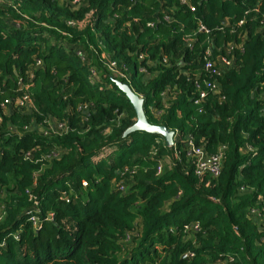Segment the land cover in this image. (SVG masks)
<instances>
[{
	"label": "trees",
	"instance_id": "1",
	"mask_svg": "<svg viewBox=\"0 0 264 264\" xmlns=\"http://www.w3.org/2000/svg\"><path fill=\"white\" fill-rule=\"evenodd\" d=\"M74 1L0 0V264H264V221L251 214H264V0H190L196 14L179 0ZM195 17L211 32L190 50L183 36ZM207 40L243 49L219 78L226 100L209 98L201 112L181 72L201 70ZM102 53L133 71L148 121L179 131L178 153L159 135L124 136L136 112ZM27 85L36 112L4 116L1 104ZM167 88L177 92L165 101ZM86 104L90 112H79ZM50 119L69 131L28 130ZM185 134L210 154L226 146L219 179L195 174L181 150Z\"/></svg>",
	"mask_w": 264,
	"mask_h": 264
},
{
	"label": "built area",
	"instance_id": "2",
	"mask_svg": "<svg viewBox=\"0 0 264 264\" xmlns=\"http://www.w3.org/2000/svg\"><path fill=\"white\" fill-rule=\"evenodd\" d=\"M130 3H134L136 0H129ZM81 0H75L73 2L74 5H77L80 3ZM179 3L181 6L187 7L191 13L196 14L197 8L196 6L190 1V0H179ZM249 12L246 13V15ZM164 20L167 23H171L173 21L172 15L168 14L166 11L164 12ZM136 23H138V19L135 20ZM245 24V19H242L239 21L237 26H243ZM263 24V22H262ZM70 25L76 26V24L71 23ZM224 25L232 28L229 21H225ZM148 27H153V23H148ZM210 29L204 24L203 20L201 18L195 17V27L191 32H187L183 36V41L186 45V47L190 48V50H193L194 46H196L198 42V35L210 34ZM206 43L210 44V41L207 40ZM241 50L242 45L241 44H235V43H228L223 48H215L212 44H210L205 51L202 53L201 62L203 64L201 70L198 69L197 71H190V70H183L181 73L184 76L190 77L189 80H191L194 83L195 87V98L193 99V102L196 106H199L203 111V106L207 102L209 98H215L218 102L222 103L226 100V97L224 96V93L222 91L221 83L219 82V78L223 76L224 73L228 72L229 70L233 69L235 67V56L234 52L235 50ZM78 56H80L84 61H86V54L82 49L77 51ZM107 53H102L101 60L103 64L106 66V68L109 70L111 75L113 76L115 81L121 82L122 84L128 85L130 88V83L132 81V76L129 74L127 68L125 65L117 64L109 55H106ZM148 56L144 53H141L139 55L140 61L147 60ZM163 63L169 66V59L164 56L163 57ZM147 65L149 67H153L155 63L153 61H147ZM183 65L184 62L181 60L179 63V66ZM41 62L37 63V67H41ZM93 73H95L93 71ZM140 73L144 74L147 79H151L153 77V74H150L148 71V68L145 66H142L140 68ZM96 74V73H95ZM29 86H21L19 89L20 94L17 97L5 99L4 102L1 104V110L4 116L9 117L11 113L14 110H19L24 113H28L30 115H33L36 112V109L33 105V101L31 98L30 93L28 92ZM132 89V88H131ZM133 90V89H132ZM133 92L139 96L141 99H144V96L141 94L136 93L134 90ZM171 94V89L167 88L162 94V97L164 100H169ZM93 108L92 105H81L78 108L79 112L82 113H89L90 110ZM156 117L159 118L162 115V112H157ZM1 123V118H0ZM46 124L48 128L43 129L40 126L34 124L28 129L31 131L38 130L41 134H43L45 137L52 136V135H59L61 136L65 132L69 131V127L66 124L59 123L58 121H55L53 119L47 120ZM26 127L25 129H27ZM43 129V130H42ZM179 134V131L175 132L176 135ZM185 145L187 146L186 149V156L191 161V163L194 166L195 174L199 177L202 176H209L214 180H217L220 178L223 170V164H224V152L226 150V146H221L217 153L210 154L204 147H200L196 144V140L193 137V135H187L185 140ZM175 146V143H174ZM173 146V147H174ZM176 153L178 151L176 150V146L174 147ZM247 149L250 150V146H247ZM62 154V151H57L53 155L55 158L60 157ZM3 155V144L0 143V157ZM156 175L158 177L162 176L164 174L165 169V163H159L157 167ZM83 186L86 188L88 186L87 182H83ZM119 190L124 192L125 188L124 186L119 187ZM38 203H36L35 207L37 208ZM4 205L1 206L0 212H4ZM251 214L257 218L260 222L264 221V214L259 212L256 209H253L251 211ZM1 220V218H0ZM31 221L33 222L34 227L39 228L40 221L37 217L33 216L31 218ZM186 232L191 231H197L199 230V224H193L191 227H185ZM235 231L238 232V229L235 228ZM1 246H5V243H2ZM191 257L194 255L190 254ZM232 259L225 260L222 264H230Z\"/></svg>",
	"mask_w": 264,
	"mask_h": 264
},
{
	"label": "water",
	"instance_id": "3",
	"mask_svg": "<svg viewBox=\"0 0 264 264\" xmlns=\"http://www.w3.org/2000/svg\"><path fill=\"white\" fill-rule=\"evenodd\" d=\"M115 82L117 88L127 96L136 112L137 122L125 132L124 136L127 137L135 132H146L152 135H159L164 138L166 146L172 148L174 146L175 132L169 130L165 126L151 124L144 112V99L137 96L128 85L118 81Z\"/></svg>",
	"mask_w": 264,
	"mask_h": 264
},
{
	"label": "rangeland",
	"instance_id": "4",
	"mask_svg": "<svg viewBox=\"0 0 264 264\" xmlns=\"http://www.w3.org/2000/svg\"><path fill=\"white\" fill-rule=\"evenodd\" d=\"M4 3L5 4H7V2H5L4 1ZM186 46V45H185ZM106 55H109L108 53L106 54ZM110 56V55H109ZM111 57V56H110ZM129 74L131 75V76H133V71L132 70H130V68H129ZM137 80H140L141 81V79H139V78H137L136 79V81ZM130 85H132V81H131V83H130ZM132 88V87H131ZM174 91V90H173ZM176 90H175V92H172L171 91V94H172V96L173 97H175V95H176ZM186 137H187V134H185L184 136H183V141L185 142V140H186ZM183 142V144L181 145V150H182V152H185L186 151V149H187V146L185 145V143ZM58 151H62L61 149H59ZM162 163H164V161H161ZM157 168H156V172H157ZM6 200V197H5V194L4 195H2L1 197H0V201L3 203L4 201ZM0 208H1V206H0Z\"/></svg>",
	"mask_w": 264,
	"mask_h": 264
}]
</instances>
